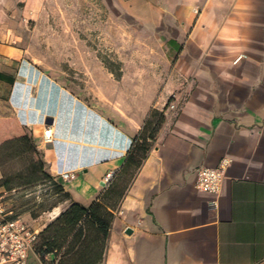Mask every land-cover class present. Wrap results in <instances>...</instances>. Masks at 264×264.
Segmentation results:
<instances>
[{
    "label": "crops",
    "instance_id": "1",
    "mask_svg": "<svg viewBox=\"0 0 264 264\" xmlns=\"http://www.w3.org/2000/svg\"><path fill=\"white\" fill-rule=\"evenodd\" d=\"M44 1L0 0V121L23 127L65 197L38 217L14 214L41 232L72 204L102 206L112 218L96 264H264V0H123L132 23L128 52L112 39L115 59L138 44L150 64L125 103L99 93L87 103L39 68L27 35L54 29ZM65 54L99 61L88 49ZM152 112L163 121L141 158ZM223 158L219 193L197 191L196 170ZM52 259L33 251L25 264Z\"/></svg>",
    "mask_w": 264,
    "mask_h": 264
},
{
    "label": "rangeland",
    "instance_id": "2",
    "mask_svg": "<svg viewBox=\"0 0 264 264\" xmlns=\"http://www.w3.org/2000/svg\"><path fill=\"white\" fill-rule=\"evenodd\" d=\"M51 1L56 10L55 15L49 18L50 21L55 22L54 29L50 33L46 28L34 33L31 30L27 35L30 43L33 41L38 43L36 44L38 48L29 50V53L36 59L39 68L71 88L73 94L87 103L95 102L96 93L109 101L115 97L117 103L133 101L134 95L129 94L127 90L132 88L133 84L136 85L135 81L140 83L145 81L150 64L145 62L143 45L138 44L131 59L126 58L123 62L115 59L113 38L120 43L121 51L128 52L127 44L124 42L129 39L126 29L132 21L126 15L127 2L123 0ZM44 3L47 10L48 0ZM45 24L47 25V22ZM85 49H88V52H95L99 61H72L69 58L74 56L65 54L84 52ZM123 73H127V76L124 82L120 83ZM156 118L152 121H156ZM9 139L8 136L0 137L1 175L28 176L30 168H26L24 160L14 156L16 147L6 143ZM26 157L30 162L42 159L39 153L36 159L31 155ZM44 171L46 172L45 166ZM22 183L23 180L19 178H14L12 182V187L18 189L19 193L9 201L8 207L16 214L29 213L32 217H38L63 202V195L54 190L53 181L28 185ZM86 233L89 239L94 236L92 228L86 229ZM91 246L95 251V244Z\"/></svg>",
    "mask_w": 264,
    "mask_h": 264
},
{
    "label": "trees",
    "instance_id": "3",
    "mask_svg": "<svg viewBox=\"0 0 264 264\" xmlns=\"http://www.w3.org/2000/svg\"><path fill=\"white\" fill-rule=\"evenodd\" d=\"M110 73H114L109 70ZM115 77H119L116 76ZM157 117V118H156ZM156 118V121L152 119ZM163 121L162 114L152 112L146 121L143 130L139 136L140 143L136 147L141 151L143 158L149 141H153L159 131ZM8 136L10 139L6 143L16 147L15 155L18 159L25 161L26 168H30L28 176L15 174L2 176L0 188L11 189L14 178L23 180L22 185H28L43 181L52 182V178L44 171L42 159H36L38 153L35 149L31 137L25 132L23 127L19 126L14 120L0 121V137ZM27 155L35 157V162L27 161ZM0 168L1 165H0ZM54 190L63 195L61 186L53 184ZM111 215L104 210L102 206L93 203L85 209L72 204L69 208L59 214V216L48 224L38 235V242L34 247V252L42 261H45V255L53 257L52 263L55 264H96L100 260V244L105 247L111 224ZM92 228L94 236L89 239L86 229ZM98 239L97 257L94 248L91 246Z\"/></svg>",
    "mask_w": 264,
    "mask_h": 264
},
{
    "label": "built area",
    "instance_id": "4",
    "mask_svg": "<svg viewBox=\"0 0 264 264\" xmlns=\"http://www.w3.org/2000/svg\"><path fill=\"white\" fill-rule=\"evenodd\" d=\"M41 137L44 142L51 141L53 137L52 130L45 127ZM230 162V159L223 158L214 168L200 167L197 169L194 184L197 191L212 197L216 196L220 191L225 170ZM73 176L71 173H63L60 178L67 180ZM112 178V172L106 174L102 186L108 187ZM18 193L16 188H0V264H25L28 255L34 251V247L38 242L39 231L32 228L29 223L21 220L7 206L8 202ZM47 256L45 255L44 258Z\"/></svg>",
    "mask_w": 264,
    "mask_h": 264
}]
</instances>
